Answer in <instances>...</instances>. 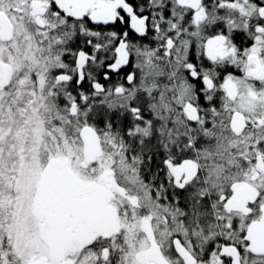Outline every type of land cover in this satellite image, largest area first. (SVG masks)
I'll list each match as a JSON object with an SVG mask.
<instances>
[{
    "label": "snow or ice",
    "instance_id": "obj_1",
    "mask_svg": "<svg viewBox=\"0 0 264 264\" xmlns=\"http://www.w3.org/2000/svg\"><path fill=\"white\" fill-rule=\"evenodd\" d=\"M0 264H264V0H0Z\"/></svg>",
    "mask_w": 264,
    "mask_h": 264
}]
</instances>
